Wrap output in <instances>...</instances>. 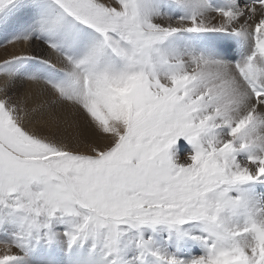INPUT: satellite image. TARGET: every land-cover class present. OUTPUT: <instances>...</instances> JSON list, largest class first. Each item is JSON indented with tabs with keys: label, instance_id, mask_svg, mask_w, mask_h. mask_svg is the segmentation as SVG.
Instances as JSON below:
<instances>
[{
	"label": "snow or ice",
	"instance_id": "snow-or-ice-1",
	"mask_svg": "<svg viewBox=\"0 0 264 264\" xmlns=\"http://www.w3.org/2000/svg\"><path fill=\"white\" fill-rule=\"evenodd\" d=\"M9 3L0 0V9ZM55 3L99 39L80 58L46 42L67 65L66 81L50 84L57 94L50 103L30 110L25 98L12 102L5 94L8 79L0 82V206L21 214L17 237L0 243V264H21L13 249L24 250L42 229L47 235L42 218L57 213L81 217L65 233L69 244L99 236L106 264H122L124 229L190 222L202 226L196 239L206 254L187 262L170 257L166 264H264V206L239 194L241 185L264 182V0L218 10L219 19L194 14L187 23L180 17L167 25L153 23L139 0ZM179 31H251L254 47L235 64L163 56L160 43ZM29 46L28 36L0 46L8 53L0 65L26 55ZM125 89L126 121L115 111ZM62 101L86 114L92 132L80 135L86 153L22 123L42 110L55 121ZM181 141L192 149L183 159ZM241 151L247 153L243 164ZM137 243L141 250L149 246L146 239Z\"/></svg>",
	"mask_w": 264,
	"mask_h": 264
},
{
	"label": "bare ground",
	"instance_id": "bare-ground-1",
	"mask_svg": "<svg viewBox=\"0 0 264 264\" xmlns=\"http://www.w3.org/2000/svg\"><path fill=\"white\" fill-rule=\"evenodd\" d=\"M48 1L11 0V3L5 8L0 9V31H2L0 32V46L6 45L14 38H22L24 36L29 37L30 43L29 48L26 50V55L5 65H0V82L8 79L9 83L5 94L11 98L12 102L22 97L25 98L30 110L57 99V94L50 87V84H62L67 79V75L64 74L66 73L67 65L55 56H44V43L45 40L49 39L51 32L53 37L57 33L58 40L62 41L65 32L71 36L65 47H59L62 48L61 52L63 54L72 55L73 58L84 56L97 42V33L94 30L63 15L56 5L54 9H57V12H52V10L43 12L42 10L46 8ZM139 3L142 6V10L147 12L149 19L153 23L167 25L180 17H184L185 23H187V17L194 14L197 15L198 19H212L213 17L219 19L218 10H235L237 7H244L248 2L247 0H139ZM240 19L242 22L244 18L241 17ZM213 22L215 23V21ZM60 27L61 29L58 30ZM62 29L66 31H62ZM90 31H93L94 35ZM83 32H86V35ZM202 32L205 33L201 34ZM202 32L179 31L170 35L159 45L161 54L165 57H177L182 60H188L192 56H201L209 61L235 64L245 60L244 57L253 51L254 41L251 31L240 33L231 31ZM201 35L205 37L204 40L200 39ZM234 35H237V38ZM19 47H23V45ZM200 47L206 53L199 51ZM11 51H19V48L12 49L9 47V52ZM0 56L8 57V53L4 52L3 48H0ZM45 59L51 61L50 64L45 63L47 62ZM105 60H111L115 66H119V61L113 57H105ZM30 77L34 79H30ZM119 95L121 96V108L116 105L115 111L119 114L120 119L126 121L128 119V90L121 91ZM55 111V121L49 120L47 113L42 110L33 116L31 122L22 121V123H27V127L39 135L68 144L72 148H77L79 152L86 153L87 146L80 139V135L82 138H90L92 135L86 114L84 112L80 113L79 108L69 104L67 101H62L58 106H55ZM227 130V128H223L218 130V132L222 135ZM121 131H124V129L121 128ZM96 142L101 146L106 143L102 137L97 138ZM181 144L183 148L188 146L190 150L182 154V149L179 156L180 159H183L192 149L190 145L183 141H181ZM246 158L247 153L243 151L237 156V159L242 164L246 161ZM236 194L238 193L233 192V195ZM239 194H242L251 203H256L257 206H264V199L262 200L259 197L264 195V182H249L241 185ZM19 214L13 209L0 206V243H10L17 237L21 225L18 220L21 218ZM79 217V215L57 213L53 217L48 218L47 221H52L49 227L51 231H48L47 235L43 232L30 241H26V248L22 251L26 253V256L32 255L37 251L43 253L42 249L37 248V250H34V243L39 242L36 239L40 238L46 244V239H50L51 236L54 237L56 246H61L60 244L63 243L61 247L67 250L66 248L70 244L65 233L70 232L79 223L81 219ZM59 220L63 223V232L54 229L55 224ZM201 228L202 226L199 222H190L177 227H171L163 223L146 224L138 228L129 227L122 231L120 237V260L122 264H166L167 259L170 257L183 262L190 261L206 254V248L196 239V237L202 235ZM145 239L149 246L146 250H141L137 242ZM80 241L84 243L85 249L93 241L95 245L93 246L92 244L91 247L96 248L98 252L95 255H100L102 258V260L100 259L101 264H106L107 257L103 259L106 256L105 249L99 236L93 237L89 235L82 237ZM80 241L74 244L78 247ZM15 250L20 252L21 249L14 248L13 251L16 253ZM153 253H156V255H153ZM71 254H74L73 248ZM71 254L65 253V258L72 260L74 255ZM191 255L192 258L190 257ZM51 257L55 256L52 254ZM134 257L135 259H133ZM90 258L89 253L84 254L83 262L85 260L91 262ZM77 262L72 260L66 264ZM221 264H232V262L222 261Z\"/></svg>",
	"mask_w": 264,
	"mask_h": 264
},
{
	"label": "rangeland",
	"instance_id": "rangeland-1",
	"mask_svg": "<svg viewBox=\"0 0 264 264\" xmlns=\"http://www.w3.org/2000/svg\"><path fill=\"white\" fill-rule=\"evenodd\" d=\"M52 2H53V5H52ZM47 5V6H46ZM45 6H46V8L45 9H43L42 11L43 12H47V11H51L52 10V12H57V9L55 10L54 8H55V5H56V3H55V1H53V0H49L48 1V3L46 4ZM57 6V5H56ZM58 7V6H57ZM48 8V9H47ZM53 8V9H52ZM50 9V10H49ZM70 19H71V17H69ZM72 20V19H71ZM1 25V24H0ZM63 28V27H62ZM59 29H61V27L60 28H58V30ZM90 29V28H89ZM92 30V29H91ZM62 31H66L65 29H62ZM0 32H2V31H0ZM58 32V31H57ZM93 31H90V33H92ZM84 33V32H83ZM86 33V32H85ZM84 33V34H85ZM205 33V32H204ZM203 32L201 33V34H204ZM93 35H94V32L92 33ZM68 33L67 32H65V34L63 35L64 36V39H63V41L62 40H58V36H57V33H55L54 34V37L52 36V32H51V35H50V37H49V39H47V41L45 40V43H44V45H45V48H44V56H46V57H48V55H49V57L50 56H52L53 57V55H50L51 54V50L50 49H48V46H47V44H46V42H51V43H55L56 44V46L57 47H59V46H63V47H65L66 46V44L68 43V41H69V38L71 37L70 35H68ZM86 35V34H85ZM98 35V36H97ZM99 38V34L97 33L96 34V40H98V38ZM93 39V38H92ZM200 39L201 40H204L205 39V37L203 36V35H201V37H200ZM52 40H54V41H56V42H52ZM245 40V39H244ZM58 41V42H57ZM61 41V42H60ZM93 41V40H92ZM246 41V40H245ZM59 44V45H58ZM64 44V45H63ZM59 49H60V51L62 50V48L61 47H59ZM199 51H201L202 53H206V52H204L203 50H202V48L200 47L199 49H198ZM47 52V53H46ZM82 54V53H81ZM83 55V54H82ZM72 56V55H71ZM76 57V56H75ZM44 60V59H43ZM47 62H45V63H47V64H50V62H48L49 60H47V59H45ZM64 74H66V73H64ZM75 106V105H74ZM118 107H120V104L118 105ZM121 108V107H120ZM120 108H118V109H120ZM79 111H80V113H82L83 111L81 110V109H79ZM188 151H190L189 150V147L188 146H185L184 148H183V151H182V154H184V153H186V152H188ZM256 193H258L257 191H256ZM259 197H261L262 198V200L264 199V195L263 196H259ZM254 205H257L256 203H254ZM261 206V205H260ZM19 216H21V214H19ZM80 218V217H79ZM43 220H42V223H48V225H49V227H50V223L52 224V221H47V219L48 218H42ZM20 222H21V218L20 219H18ZM68 227V226H67ZM62 228H63V223H62V221L61 220H59L56 224H55V226H54V229L55 230H58V231H62ZM51 231V230H50ZM44 232V230L42 229L41 230V232H40V234L41 233H43ZM63 232V231H62ZM52 235H53V233H52ZM37 237V236H36ZM86 237V236H85ZM36 240H38L39 242H37V243H34L35 244V247H34V250H37V248L38 249H42V251H44L43 253H39V251H37L36 253H34V254H32V255H28V256H26V253L24 252V251H22V250H20V252H19V250H15L16 251V255H17V257L19 258V260H20V262H21V264H66V263H68L69 261H72V260H74V261H78L77 263H72V264H101L102 262L100 261V259L102 260V258H101V256L100 255H95V254H97L98 252H97V250H96V248H94L93 246L95 245V243L93 244V241H91L90 243H89V245H88V248L87 249H85V246H84V243L82 242V241H80L79 243H78V247H77V245L76 244H71V246L69 245V246H67V250H65L64 249V247H61L62 245H63V243L62 244H60L61 246H56V244H55V240H54V237L53 236H51V238L50 239H46V244L45 243H43V240H41L40 238H37ZM1 242V241H0ZM81 244H83V245H81ZM93 244V246L91 247V245ZM75 246V248H74V246ZM74 249V254H71L72 253V248ZM90 247V248H89ZM45 248V249H44ZM19 252V253H18ZM22 252V253H21ZM65 253H67V254H71V255H74L73 257H72V260H68V258H65L66 256L64 255ZM86 253H89L90 254V256H91V262H88L87 260H85V262H83V260H84V254H86ZM54 255L55 257H51V255ZM76 254V255H75ZM20 255H21V257H20ZM76 257V258H75ZM105 258H103V259H106V256H104ZM191 258H192V255L190 256ZM28 258V259H27ZM65 259V260H64ZM78 259V260H77ZM133 259H135V257L133 258ZM68 261V262H67Z\"/></svg>",
	"mask_w": 264,
	"mask_h": 264
}]
</instances>
